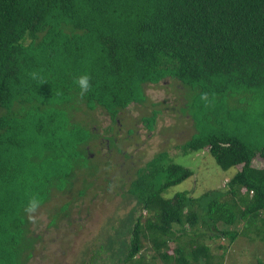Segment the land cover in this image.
<instances>
[{
	"label": "trees",
	"instance_id": "obj_1",
	"mask_svg": "<svg viewBox=\"0 0 264 264\" xmlns=\"http://www.w3.org/2000/svg\"><path fill=\"white\" fill-rule=\"evenodd\" d=\"M168 79L195 128L181 152L234 174L198 198L166 197L193 173L157 153L127 190L132 231L118 264H222L203 240L264 243V165L253 164L264 162V0H0V264H27L31 213L78 179L84 196L98 176L100 135L77 114L100 109L118 127L147 86ZM157 115L141 118L149 131ZM106 142L117 148L112 134Z\"/></svg>",
	"mask_w": 264,
	"mask_h": 264
},
{
	"label": "rangeland",
	"instance_id": "obj_2",
	"mask_svg": "<svg viewBox=\"0 0 264 264\" xmlns=\"http://www.w3.org/2000/svg\"><path fill=\"white\" fill-rule=\"evenodd\" d=\"M145 94V104L131 105L120 113L118 127L100 109L77 114L78 120L88 123L100 135L90 146V157L99 163L100 172L88 179L92 186L84 196L77 195L83 185L78 179L70 194L54 192L47 204L31 213L30 229L35 242L27 264H118L117 257L127 254L131 238L130 228L123 227L133 209L126 197L127 190L136 170L159 152L168 151L172 155L170 163L193 173L184 182L169 188L166 197L188 192L198 198L208 191L223 188L233 176V169L224 172L208 154H184L179 149L195 133L191 118L182 112L186 104L185 91L180 85L168 79L156 86H147ZM154 110L158 115L154 129L149 131L141 118L150 116ZM110 126L113 127L111 132ZM111 134L117 139L119 152L117 148L112 150L107 146L106 140ZM176 154L179 155L174 156ZM107 162L111 167L106 165ZM253 164L262 167L264 162L256 158ZM68 202L71 203L69 209L59 213ZM133 215L135 220L138 212ZM116 229L121 230V236H116ZM110 236L113 238L112 249L106 246ZM203 241L214 256L223 258L222 264L264 263V243L261 241L245 237L233 243L227 239ZM144 246L143 258L151 263L149 246L145 243Z\"/></svg>",
	"mask_w": 264,
	"mask_h": 264
},
{
	"label": "clouds",
	"instance_id": "obj_3",
	"mask_svg": "<svg viewBox=\"0 0 264 264\" xmlns=\"http://www.w3.org/2000/svg\"><path fill=\"white\" fill-rule=\"evenodd\" d=\"M87 82H88V77L87 76H82L80 77L78 83L79 85L83 88V87H87Z\"/></svg>",
	"mask_w": 264,
	"mask_h": 264
}]
</instances>
